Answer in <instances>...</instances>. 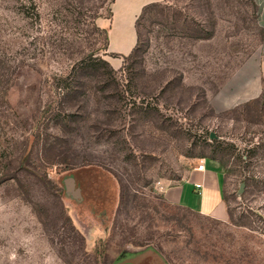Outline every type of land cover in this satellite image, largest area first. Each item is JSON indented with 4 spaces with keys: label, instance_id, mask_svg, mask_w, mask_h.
Instances as JSON below:
<instances>
[{
    "label": "rangeland",
    "instance_id": "1",
    "mask_svg": "<svg viewBox=\"0 0 264 264\" xmlns=\"http://www.w3.org/2000/svg\"><path fill=\"white\" fill-rule=\"evenodd\" d=\"M110 5L0 0V264H264V94L211 106L260 47L255 0H117L115 52ZM203 159L239 231L163 199Z\"/></svg>",
    "mask_w": 264,
    "mask_h": 264
},
{
    "label": "crops",
    "instance_id": "2",
    "mask_svg": "<svg viewBox=\"0 0 264 264\" xmlns=\"http://www.w3.org/2000/svg\"><path fill=\"white\" fill-rule=\"evenodd\" d=\"M116 1L117 0H114L111 7L116 3ZM144 3L145 2H141L139 4V11L134 17L135 20H133L136 36V19L141 14V9H143L142 7L144 6ZM255 3L259 11V24L264 30V0H255ZM100 19L111 18L104 16L98 18L97 24L99 26ZM136 43L137 38L133 48ZM109 49L115 52V50L110 46V39ZM263 94L264 36L259 49L249 55V57H247L232 73V75L225 82H223L218 91L212 95L211 106L216 113H224L234 109L236 106L257 100ZM221 173L223 174V177ZM196 184H201V188H197ZM225 190L226 177L222 169H209L205 164V169L203 171L197 170L195 167L182 181L177 184L162 186L161 194L163 199L171 205L179 206L188 211L220 220L225 223V230L230 228V230L239 231L241 226H237L230 222V211L226 202ZM238 243L243 244L244 242L240 241ZM222 255L223 252H221V257H223ZM116 264H161V261L154 253H148L142 255L139 259H125L124 261H119Z\"/></svg>",
    "mask_w": 264,
    "mask_h": 264
},
{
    "label": "trees",
    "instance_id": "3",
    "mask_svg": "<svg viewBox=\"0 0 264 264\" xmlns=\"http://www.w3.org/2000/svg\"><path fill=\"white\" fill-rule=\"evenodd\" d=\"M113 2H114V0H111V4H112ZM157 3H158V2H152V3H149V4L145 5L144 8L142 9L141 14L139 15V17H140L141 15L147 13V11H148L149 9H151L152 7L156 6ZM112 15H113V12H112V7H111V5H110V10L108 11V14H107V15H103L102 13H97L95 16L92 17V18H93L92 25H93L94 30H96L97 32H99L100 34H102V35L104 36L105 50H108V48H109V34H108V29L99 26V25L97 24V19L100 18V17H103V16H104V17H107V18H111ZM139 17H138L137 20H136L137 43H136L135 47L133 48V50L131 51V53L128 54V55H121V54H119V53H117V54H116V53H112V55H114V56H116V57H118V56H122L125 60L131 58L132 56H134V52H135V50H136L137 47H138V42H139V38H140V30H139V26H138V19H139ZM263 32H264V30H263ZM92 58H93V57H92ZM95 60H96V59L92 60V62L96 63L97 60H96V61H95ZM98 61H99V62H102V63H105V64H106V63L108 64V62H107L106 60H104V59H98ZM92 62H91V61H90V62L88 61V63L85 62V64H86L85 67H87V68L92 67V66H93V63H92ZM205 157H206L207 159H209V161H213V160H215V158H214L213 156H205ZM219 169L221 170V169H223V168H222L221 166H219ZM224 175H225V174H224ZM230 218H231V215H230Z\"/></svg>",
    "mask_w": 264,
    "mask_h": 264
},
{
    "label": "built area",
    "instance_id": "4",
    "mask_svg": "<svg viewBox=\"0 0 264 264\" xmlns=\"http://www.w3.org/2000/svg\"><path fill=\"white\" fill-rule=\"evenodd\" d=\"M196 169L197 170H200V171H203L204 169H205V159H203L200 163H199V165L196 167ZM201 184H196V187L197 188H201Z\"/></svg>",
    "mask_w": 264,
    "mask_h": 264
},
{
    "label": "water",
    "instance_id": "5",
    "mask_svg": "<svg viewBox=\"0 0 264 264\" xmlns=\"http://www.w3.org/2000/svg\"><path fill=\"white\" fill-rule=\"evenodd\" d=\"M241 191H243V185L241 186Z\"/></svg>",
    "mask_w": 264,
    "mask_h": 264
}]
</instances>
